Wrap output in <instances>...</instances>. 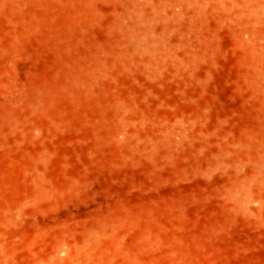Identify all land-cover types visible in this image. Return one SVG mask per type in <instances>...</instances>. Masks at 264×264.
<instances>
[{
	"label": "rangeland",
	"instance_id": "1",
	"mask_svg": "<svg viewBox=\"0 0 264 264\" xmlns=\"http://www.w3.org/2000/svg\"><path fill=\"white\" fill-rule=\"evenodd\" d=\"M0 264H264V0H0Z\"/></svg>",
	"mask_w": 264,
	"mask_h": 264
}]
</instances>
